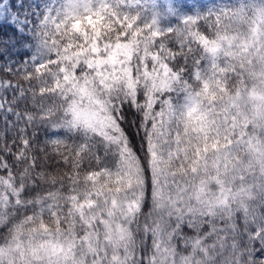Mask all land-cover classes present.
Segmentation results:
<instances>
[{
	"label": "snow or ice",
	"instance_id": "6c2138e0",
	"mask_svg": "<svg viewBox=\"0 0 264 264\" xmlns=\"http://www.w3.org/2000/svg\"><path fill=\"white\" fill-rule=\"evenodd\" d=\"M0 120V264H264V0H11Z\"/></svg>",
	"mask_w": 264,
	"mask_h": 264
},
{
	"label": "trees",
	"instance_id": "16d2710c",
	"mask_svg": "<svg viewBox=\"0 0 264 264\" xmlns=\"http://www.w3.org/2000/svg\"><path fill=\"white\" fill-rule=\"evenodd\" d=\"M205 2H207V0H205ZM191 3V0H190ZM11 4V0H0V10H8L9 6ZM15 11V10H13ZM16 51V50H14ZM13 59H20L19 57H13ZM3 130V124H2V120H0V131Z\"/></svg>",
	"mask_w": 264,
	"mask_h": 264
}]
</instances>
